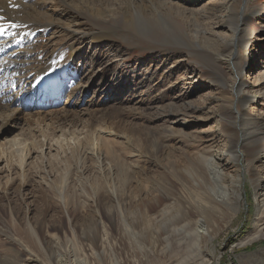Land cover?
<instances>
[{
  "label": "rangeland",
  "instance_id": "374dc122",
  "mask_svg": "<svg viewBox=\"0 0 264 264\" xmlns=\"http://www.w3.org/2000/svg\"><path fill=\"white\" fill-rule=\"evenodd\" d=\"M35 1L36 39L20 50H31L19 52L28 64L11 82L24 83L69 44L82 55L73 71L86 74L59 99L42 98V113L22 95V110L0 117V264H54L63 253L72 260V247L82 264H264V0H168L182 8L169 10L174 30L121 24L102 42L82 39L99 27L73 3L85 0L28 4ZM86 1L102 12L118 3ZM193 24L197 50L177 42L178 27L191 36ZM73 97L80 105L64 106ZM94 132L101 152L90 150ZM215 154H223V179L197 160ZM188 214L207 230L199 253L175 250L189 239Z\"/></svg>",
  "mask_w": 264,
  "mask_h": 264
},
{
  "label": "bare ground",
  "instance_id": "6f19581e",
  "mask_svg": "<svg viewBox=\"0 0 264 264\" xmlns=\"http://www.w3.org/2000/svg\"><path fill=\"white\" fill-rule=\"evenodd\" d=\"M29 1H32V0H0V27L4 28V34L0 35V117H3L2 120L4 119L5 115H9L6 117H8L7 119L11 120V118H12L11 114H13L14 112H16V113L20 112V110H22V108L24 107V103H23V106H21L22 104L17 101V99L22 95H24V97H28L32 101V103L30 105L31 106L34 105L33 109L40 110V111L36 112V114L42 113L43 112L42 108L45 107L44 106L45 103H42V101L44 99L50 100V101L59 99L60 95H61L60 92L64 89L70 88V86L76 80V78L79 77L81 74L85 73V72L82 73V71L80 73V71H78L77 69H76V71H73L74 65L78 64V62H79L78 59L80 60L82 55L80 54V55L76 56L77 52L74 51L75 47L72 44H69L65 48L64 51H62L60 53H56L53 56H50L47 59V61L44 63V65L41 69L35 70L33 72V74L32 73L31 74L25 73L23 75V79L25 80L24 83L22 82V79H20L16 83L11 82V77H13V75H16V74H21V70L28 64V63H25L26 61L24 60V57L29 56V51H31V50L28 49V50H25L24 52L23 51L20 52V50H22L24 44H28V43L30 44V43H32L33 40L36 39L35 38L36 33L32 32V31L37 29V27H35V24L40 23V22L36 21L34 19V17L40 16L39 11H40V8H42L41 7L42 5H39V2H37V1H35L33 4H28ZM66 1H68V0H66ZM243 1H245V0H243ZM90 2L91 1H86V0L81 1L80 3L73 2L79 12H81V13L89 12L90 15H93L95 17L94 20L95 21L97 20V22L99 23V27L96 29V31L85 32V33L83 32V36L81 35L83 40L89 41V42H96V41L102 42L105 40L106 41L114 40V38H116V37L111 36V35H114L113 32H117L118 26L122 27L123 24L126 27L134 28V30L137 29L136 26L140 25V29H141V27H143V26H149V23H152V22H154L158 26H163V28H166V26L169 29H171L172 27H177L176 26L177 23L174 22V24H173V21L170 17L172 13L170 14L169 10L174 9L176 12H178V14L180 13V11H182L181 10L182 8L180 6H178L177 4H174L173 2H170L168 0H118L117 4L113 3L116 7H110L109 8V6H108L107 7L108 9L105 8V10L103 12L98 10V9L93 8L92 4ZM246 3H247V0L245 1V4ZM109 5H112V4L110 3ZM43 7H44V5H43ZM245 7L246 6L244 5L243 8H245ZM209 10L213 14L212 8H210ZM20 12L27 14V17H28L27 19H29V20H24V19L20 18L19 17ZM45 14H46V12H45ZM17 17H18V19H15ZM17 20H18V24H21L22 26H17ZM110 20L113 21V23H115V24L112 25L111 24L112 22L111 23L109 22ZM23 21H26V22L23 23ZM27 21H32V23H27ZM192 21L194 22V21H196V19L192 20ZM238 21L244 22L243 18H240V17H239ZM13 25H15V26H13ZM240 25H241V23L240 24L237 23V25H236L237 27L235 30V34L232 38V43H234V44L237 40V37L235 36V35H237L236 32L239 33L241 30V29H239ZM42 26H44L43 30H46L45 26L47 27L48 25L42 24ZM195 26H197V24L192 25V29L190 31L192 33L191 36H189L187 34L188 32L186 33V31H187L186 29H185L186 30L185 31L183 29V27H178L180 29V31L178 30L177 32H179L180 35H178L179 37L177 38V42L181 41L182 46L184 45L185 47H189V48H192L194 50H197V48L201 49L200 46L197 45V42L201 41V37L198 35V30H196L197 28H194ZM109 28L111 30H109ZM146 30H145V32H146ZM171 30H174V29H171ZM106 31H108V32H106ZM156 32H157V30H156ZM154 33H153V35H154ZM158 33H157V35H159ZM165 33H167V32H165ZM173 33H174V31H173ZM173 33H171L172 36H173ZM140 34H141V32H140ZM70 43H72V42H70ZM177 44H180V43H177ZM7 51H8V55H6ZM19 52H20L21 56H24V57H22L23 61H20ZM233 58L234 57H232V54H230L228 61L230 62L232 68L237 73L238 69H237V66H236ZM36 67H37L36 65L31 66L30 69H35ZM85 74L83 75V78L86 77L87 83H88L89 79H90L89 76H92V75L88 76ZM152 74H154V71H152ZM234 86L235 85H230V86L227 85L226 86V87H228V89H230L229 91L233 95L236 93ZM83 90H84V93L87 92L86 85H84ZM63 92H65V90ZM42 98H44V99L42 100ZM81 101H82V98L73 97L72 99L71 98L68 99L65 102L64 106L73 104V106L77 107L80 105ZM51 103H53V102H51ZM12 106H14V107L10 108ZM25 106H26V108H29L27 105H25ZM66 107H68V106H66ZM75 111L81 112V110H79V109H75L74 112ZM55 112L58 113L57 110ZM59 113H64L65 114L64 117H65L68 112L65 111L64 109L63 110L60 109ZM36 117H37V115H36ZM94 118H96V117H94ZM6 120L4 122H6ZM250 128L251 127L247 126V125H243L241 127L242 132L240 134L243 138H247V135L250 133ZM98 134L99 133L94 132V134L91 135V137L94 141L91 143V148H90L91 151L96 149L99 152L101 149V144L98 145V140L96 138L98 136ZM233 150L229 151V154L232 156H233V153L236 152L235 150L238 151V147L235 146V148H233ZM81 152H83V155H85L87 153V151H85V150L83 151V149H81ZM222 152H225V150H222ZM113 155H115L114 152L109 154V156H111V157H113ZM222 155L221 154H215L213 156H210L209 158H203L202 157L200 159H197L198 162L201 163L200 167H202V168H200V167L199 168L202 169V172H204L208 176H211L212 179H215V178H222L223 179V173H222L223 169L222 170L220 169V165L223 163L222 162V160H223ZM173 163H175V166H176V164H178V166L181 164V162L178 160H175ZM178 179L181 180L180 178H178ZM178 179H176V180L179 181ZM169 186L172 187L171 182L169 183ZM181 187H182V185H181ZM194 195L197 198V200H203L204 199V196H202L201 192H199V191H196L194 193ZM122 200L123 199H121V201ZM143 200L144 199H139V201H138L139 204H140V201H143ZM155 200H154V206L156 204L160 203V200H156V201ZM174 202H173V204H174ZM205 202L207 204H209L208 206H210L211 208H214L215 207L214 205H216V202L211 201V199L206 200ZM178 204H179V201L176 205L178 206ZM203 211L204 210L202 209L201 213ZM144 214L148 216V213L144 212ZM160 215H162V217H163L164 212H161ZM186 219H188L189 222L187 225L185 224L184 229L183 228L182 229L185 231L189 230V232H188L189 239L186 240V243H182L185 240L180 241L176 245L175 250H176V252L177 251H183L185 253L188 251L189 252L193 251L195 253V251H198L197 253H199V252H201V249H202L199 242H201L203 240V238H204L203 234H207L206 227H204L202 225L200 219L196 220L192 224L190 221L191 216L189 214L186 216ZM175 229H177V228H175ZM175 231H177V230H174L173 232H175ZM72 252H73L72 260H69L67 258V256L65 255V253H63L62 255H57V260L54 261V264H80L81 261L77 258V252H76L75 247H72ZM193 252H192V254H194ZM204 263H205L204 261L203 262L200 261L199 264H204ZM35 264H44V263L41 261H39V262L37 261V262H35Z\"/></svg>",
  "mask_w": 264,
  "mask_h": 264
},
{
  "label": "snow or ice",
  "instance_id": "6c2138e0",
  "mask_svg": "<svg viewBox=\"0 0 264 264\" xmlns=\"http://www.w3.org/2000/svg\"><path fill=\"white\" fill-rule=\"evenodd\" d=\"M15 26V25H13ZM4 34V28L3 27H0V35H3Z\"/></svg>",
  "mask_w": 264,
  "mask_h": 264
}]
</instances>
